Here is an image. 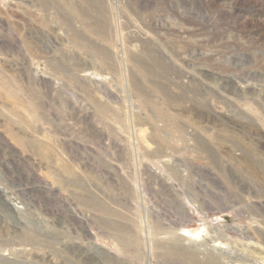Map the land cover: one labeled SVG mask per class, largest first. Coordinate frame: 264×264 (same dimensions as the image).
Segmentation results:
<instances>
[{"label":"rangeland","instance_id":"374dc122","mask_svg":"<svg viewBox=\"0 0 264 264\" xmlns=\"http://www.w3.org/2000/svg\"><path fill=\"white\" fill-rule=\"evenodd\" d=\"M0 264H264V0H0Z\"/></svg>","mask_w":264,"mask_h":264}]
</instances>
